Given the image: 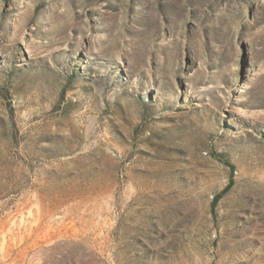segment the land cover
Listing matches in <instances>:
<instances>
[{
  "label": "rangeland",
  "instance_id": "obj_1",
  "mask_svg": "<svg viewBox=\"0 0 264 264\" xmlns=\"http://www.w3.org/2000/svg\"><path fill=\"white\" fill-rule=\"evenodd\" d=\"M0 264H264V0H0Z\"/></svg>",
  "mask_w": 264,
  "mask_h": 264
},
{
  "label": "trees",
  "instance_id": "obj_2",
  "mask_svg": "<svg viewBox=\"0 0 264 264\" xmlns=\"http://www.w3.org/2000/svg\"><path fill=\"white\" fill-rule=\"evenodd\" d=\"M233 183H234V180H231L229 185L224 190H222L220 194L216 196L215 203L222 197V195H224L232 187Z\"/></svg>",
  "mask_w": 264,
  "mask_h": 264
}]
</instances>
